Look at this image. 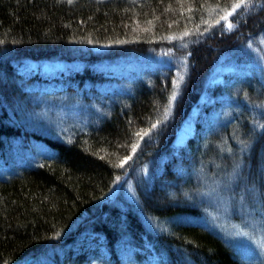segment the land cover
Listing matches in <instances>:
<instances>
[{"label":"trees","instance_id":"16d2710c","mask_svg":"<svg viewBox=\"0 0 264 264\" xmlns=\"http://www.w3.org/2000/svg\"><path fill=\"white\" fill-rule=\"evenodd\" d=\"M235 2L0 0V264H122V242L159 264H264V83L211 85L229 55L264 56V0ZM119 61L144 64L100 66ZM211 92L238 106L177 146Z\"/></svg>","mask_w":264,"mask_h":264},{"label":"rangeland","instance_id":"374dc122","mask_svg":"<svg viewBox=\"0 0 264 264\" xmlns=\"http://www.w3.org/2000/svg\"><path fill=\"white\" fill-rule=\"evenodd\" d=\"M253 53L256 54L255 49H253V51L242 50L241 53H234L232 55H229L226 60L221 63L214 72V75L211 78L212 87L217 84H226L228 86L231 85V83L236 78H244L249 75L258 76L260 79H262L264 83V56L263 54L258 53L257 55H254ZM143 64L140 61H119L111 65L100 64V66L106 67L107 69L115 73H127L135 68H140L141 66H143ZM72 65H78V63L75 64L66 61H27L22 69L40 70L45 74H52L64 71ZM228 99L229 102H227ZM200 101L201 104H197L194 106L189 116L183 121L181 127L176 132L175 144L179 147L186 144L188 139L195 135L197 130V124L199 125L200 123V130L206 133L222 122L224 112L223 108L234 104L238 106V101H236L235 103L233 100H230V97H227L223 94H214L212 92L208 95H204ZM256 110L257 112L263 114L264 107H259ZM10 169V165H7L5 163L0 164V173H4L5 171ZM176 169L177 172H182L181 174L185 175L184 177H188L191 174L190 167H185V165L179 164ZM130 195L131 187L129 184H127L124 188L123 197L128 200ZM256 205L258 209L262 211L263 215V204L259 205L258 203H256ZM220 228L223 229L222 226ZM220 231L224 232L223 230ZM228 231L229 232L226 233V235H233V230L231 231L228 229ZM237 236L240 238L242 237L241 234H237ZM90 239L91 238H83L81 240V244L84 245L85 242H89ZM263 240L264 238L262 237H256L253 238V241H250V243L255 245V248H261L264 242ZM119 248L121 260L123 261L122 264H159V258L151 252H143V258L139 259L136 256L133 247L127 244L126 242L120 243Z\"/></svg>","mask_w":264,"mask_h":264},{"label":"snow or ice","instance_id":"6c2138e0","mask_svg":"<svg viewBox=\"0 0 264 264\" xmlns=\"http://www.w3.org/2000/svg\"><path fill=\"white\" fill-rule=\"evenodd\" d=\"M69 3L72 2V0H68ZM254 0H236V2L231 6L232 7V11L234 12L236 9L239 8H247L248 6H250L251 4H253ZM228 15H231V13H229ZM222 19L227 20V16L222 17ZM233 25L231 23H229L228 27L231 28ZM182 79V77H181ZM175 87L178 89L179 88V82L175 85ZM176 92L172 93V100H175L176 98ZM156 125H153L152 127H155ZM148 132H144L143 135H147ZM136 135H141V133H136Z\"/></svg>","mask_w":264,"mask_h":264},{"label":"bare ground","instance_id":"6f19581e","mask_svg":"<svg viewBox=\"0 0 264 264\" xmlns=\"http://www.w3.org/2000/svg\"><path fill=\"white\" fill-rule=\"evenodd\" d=\"M183 128V127H182Z\"/></svg>","mask_w":264,"mask_h":264}]
</instances>
